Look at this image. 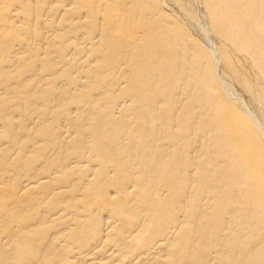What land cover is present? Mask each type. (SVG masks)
Listing matches in <instances>:
<instances>
[{
  "label": "bare ground",
  "instance_id": "bare-ground-1",
  "mask_svg": "<svg viewBox=\"0 0 264 264\" xmlns=\"http://www.w3.org/2000/svg\"><path fill=\"white\" fill-rule=\"evenodd\" d=\"M0 264H264V0H0Z\"/></svg>",
  "mask_w": 264,
  "mask_h": 264
},
{
  "label": "rangeland",
  "instance_id": "rangeland-1",
  "mask_svg": "<svg viewBox=\"0 0 264 264\" xmlns=\"http://www.w3.org/2000/svg\"><path fill=\"white\" fill-rule=\"evenodd\" d=\"M204 45H207L206 43H204Z\"/></svg>",
  "mask_w": 264,
  "mask_h": 264
}]
</instances>
